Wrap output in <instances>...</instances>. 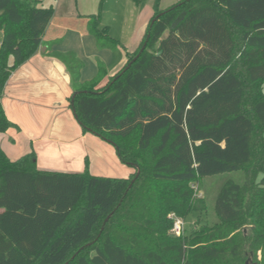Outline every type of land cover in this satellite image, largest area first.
<instances>
[{"label": "trees", "instance_id": "1", "mask_svg": "<svg viewBox=\"0 0 264 264\" xmlns=\"http://www.w3.org/2000/svg\"><path fill=\"white\" fill-rule=\"evenodd\" d=\"M159 3L104 84V66L81 82L74 53L55 55L78 124L139 174L41 171L33 152L11 161L0 149V264H241L242 246L264 264V0ZM100 10L87 31L115 51ZM52 15L38 0H0V133L7 79L37 52ZM234 172L240 182L212 179ZM172 212L208 219L171 237Z\"/></svg>", "mask_w": 264, "mask_h": 264}, {"label": "crops", "instance_id": "2", "mask_svg": "<svg viewBox=\"0 0 264 264\" xmlns=\"http://www.w3.org/2000/svg\"><path fill=\"white\" fill-rule=\"evenodd\" d=\"M179 1L172 0L170 6ZM38 2L53 9L52 19L37 52L7 79L1 106L9 127L0 133V149L11 161L33 152L41 171L76 173L86 169L91 175L128 178L132 169L120 162L115 147L78 124L70 107L71 80L55 55L74 53L82 63L81 82H90L98 66H104V84L125 64L126 51L134 52L144 38L154 0H142L139 5L132 0H104L99 29L106 27L109 36L121 44L115 51L97 49L87 31L89 15L97 14L100 0Z\"/></svg>", "mask_w": 264, "mask_h": 264}, {"label": "rangeland", "instance_id": "3", "mask_svg": "<svg viewBox=\"0 0 264 264\" xmlns=\"http://www.w3.org/2000/svg\"><path fill=\"white\" fill-rule=\"evenodd\" d=\"M146 1L147 0H143V2H146ZM103 3H104V0H100V2L97 3L98 4L97 9L99 7H101L103 5ZM171 3H172V0H160V3H159L160 9H166V7L170 6ZM0 36H1V34H0ZM262 90L264 92V84L262 86ZM131 169L133 172L131 175L133 176L134 174L137 173V170L135 168H131ZM212 179L216 180L217 184L222 183L226 179H235L238 182H240L241 175L239 172H237V173L234 172L231 174H220V175H218ZM199 184L200 183L198 181L189 184V186H191V189L193 190V195H192V199H191L192 201H195L201 197L200 191H199V188H200ZM206 184L208 187H210L211 185H214V182L207 180ZM210 201H211V205H212L213 201L212 200H210ZM208 203L210 204L209 201H208ZM168 218L171 220L172 225H171L170 229L167 231V234H169L171 237H183L184 235H188L189 232H191L193 230H198L200 225L204 224V220L208 219V217H205V215L203 213L202 214H194V213L188 214V216L184 219V218H181L179 215L175 214L174 212L170 213L168 215ZM177 221H180L181 224H183L182 229L178 233H177V230L174 229V224ZM242 228H244V231L246 230L245 227H242ZM242 248H243L242 249L243 253L240 255V263L241 264H256L254 257L251 254L250 248H248L247 246H242ZM259 258H260V252L257 253V259H259Z\"/></svg>", "mask_w": 264, "mask_h": 264}, {"label": "water", "instance_id": "4", "mask_svg": "<svg viewBox=\"0 0 264 264\" xmlns=\"http://www.w3.org/2000/svg\"><path fill=\"white\" fill-rule=\"evenodd\" d=\"M151 23H152V21H151ZM144 49V46L141 48V51ZM135 59H133L132 61H134ZM131 65V63L124 69V70H122V72L123 71H125L129 66ZM121 72V73H122ZM75 94H76V92H74L72 95H73V97H72V100H71V105L73 104V99H74V96H75ZM139 174V172L137 173V175ZM109 216H110V214H109ZM109 216H107V218L105 219V222H107L108 220V218H109Z\"/></svg>", "mask_w": 264, "mask_h": 264}, {"label": "built area", "instance_id": "5", "mask_svg": "<svg viewBox=\"0 0 264 264\" xmlns=\"http://www.w3.org/2000/svg\"><path fill=\"white\" fill-rule=\"evenodd\" d=\"M182 226H183V224H181L180 221H177V222L174 224V229L177 230V233L182 229Z\"/></svg>", "mask_w": 264, "mask_h": 264}]
</instances>
